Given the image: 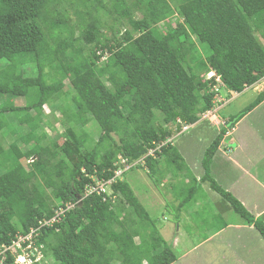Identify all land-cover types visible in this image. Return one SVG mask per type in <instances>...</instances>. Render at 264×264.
Returning <instances> with one entry per match:
<instances>
[{"label": "trees", "instance_id": "1", "mask_svg": "<svg viewBox=\"0 0 264 264\" xmlns=\"http://www.w3.org/2000/svg\"><path fill=\"white\" fill-rule=\"evenodd\" d=\"M87 48L89 68L68 79L66 65ZM29 65L35 76H27ZM210 72L219 77V89L233 93L264 78V0H0V97L28 100L23 107L0 105V131L16 134L6 115L17 120L29 114L32 121L25 125L36 137L28 150V157H36L29 170L17 146L4 149L0 143V245L27 234L54 209L74 204L59 222L41 228L38 245L50 264L176 263L123 177L143 169L159 190L162 175L174 178L185 170L175 139L162 144L175 133L187 134L212 110L219 83L206 78ZM71 96L78 102L74 109L67 102ZM263 101L264 91L219 130L204 150L199 182L264 242V225L210 177L209 169L227 128ZM57 102L60 124L66 126L61 145L47 135L50 125L40 113ZM92 120L100 135L89 148L84 127ZM183 126L188 130L180 134ZM28 136L21 138L25 146ZM118 156L129 163L147 157L110 193L86 195L90 176L112 178ZM199 182L190 179L181 192L171 184L172 201L180 204L169 207L175 219L193 202ZM20 217L24 221L15 222ZM12 263L7 255L3 264Z\"/></svg>", "mask_w": 264, "mask_h": 264}, {"label": "crops", "instance_id": "2", "mask_svg": "<svg viewBox=\"0 0 264 264\" xmlns=\"http://www.w3.org/2000/svg\"><path fill=\"white\" fill-rule=\"evenodd\" d=\"M219 86H216L217 89ZM263 91L264 78L241 93H233L224 88L219 89L214 96L212 110L191 127L193 139L196 140L188 141L194 145L193 152L191 147L185 145L186 141L181 142V147L186 154L192 152V156H182L187 161L186 174L194 173L193 178L199 182L204 175L201 167L204 150L219 130L226 128L230 119ZM195 152L196 154L201 152V157L194 156ZM209 169L210 177L223 190L231 193L254 216V219L264 225V101L227 128ZM169 176L171 183L168 186L171 190V184L176 185V180ZM200 184H202L201 181ZM204 184L208 191H211L208 185ZM199 185L196 194L204 195L206 189L200 188ZM211 193L214 192L211 191ZM179 205L177 202H172L170 207L175 209ZM231 212L224 201L203 204L193 201L184 207L178 218L175 219L173 213H170L173 221L171 226L165 224L161 228L156 226L162 238L167 236L168 239L164 241L168 242L174 254L179 253V256L176 255V262L187 259L193 252L204 248L210 255V257L201 258L207 260L205 264H227L233 257L236 263L239 260L243 262L244 252L249 254L251 251L253 253L246 264H255V258L264 253L259 248L260 238L252 226H247L239 217L231 216ZM163 221H165L164 218ZM254 245L252 249L251 246ZM223 260L227 263H222ZM261 260L259 259V262Z\"/></svg>", "mask_w": 264, "mask_h": 264}, {"label": "rangeland", "instance_id": "3", "mask_svg": "<svg viewBox=\"0 0 264 264\" xmlns=\"http://www.w3.org/2000/svg\"><path fill=\"white\" fill-rule=\"evenodd\" d=\"M135 17L138 18V15L136 14ZM108 32H109V29L107 28V26H105V28L103 29L104 39L106 38ZM202 48L204 49V47ZM89 52H90V48H87L84 54H81V55L77 54L76 55L77 57L74 58L73 60L74 62L70 63V65H66L67 67H69L71 71V75H68V79H72L78 76L79 74H81L82 72H84L86 69L89 68V60H90ZM106 59H107V56L105 55L101 57L100 62H105ZM44 71L46 74H49L48 69L45 68ZM25 72L28 74L27 76H30V77L36 75V69L34 68L33 65H29L28 69H25ZM210 73L214 74V72H210ZM57 79H58L57 76H53V80H57ZM64 92H69L68 84H66V86L64 87ZM27 102L28 100H25L23 98L9 99L7 97H0V105L3 108H7L10 106L23 107L28 104ZM67 102L68 103L70 102L72 109H74L75 106L78 105V102L76 101L74 96L73 97L71 96L70 99L67 100ZM53 104L51 103L43 107L40 110V113L44 116L43 118L50 125L46 129L47 135L49 136V138H51L52 140L56 141L59 145H61V143L64 141L66 137L65 136L66 126H62L60 124L62 117H61V114L56 109L60 103L57 102ZM53 107L55 108L54 111L51 110ZM155 116H156V120L158 121V125L162 124L161 117L159 116V114H157V112H155ZM11 117H12L11 115H6L9 126H11L12 130L15 128L16 134L12 135L7 130L3 129L2 131H0L1 132L0 133V143L4 149H7L9 145L11 144H14L15 146H17V148L20 149L23 154V158L21 162L24 164V167L27 170H29L30 169L29 163L34 161L36 157L35 156L28 157L30 155L28 150L36 142V137L33 136L32 133H28L27 126L25 124L28 122H31L32 117L29 114H26L17 120ZM84 131L89 135L87 146L90 148L93 146V144L99 137L100 129L98 125L92 120L90 121V123H88V125H86V127H84ZM192 132H193V129L191 128L190 131L184 136L178 137V138L176 136L174 138L175 140L173 139L174 140L173 146L178 150L181 156H184V155L192 156L194 145L192 143H189L188 141L194 138V136H192ZM25 135H29L28 137L30 139V144L27 146H25L21 141V138H23ZM194 140L196 139H193V142ZM185 141H186L185 145L189 146V148L190 147L192 148V152H190V154H186L181 147V142L183 143ZM194 156L201 157V152H197V154L195 152ZM183 160L185 162V170L181 171L180 174H176V176L174 177L176 178L175 180L177 184V187H176L177 192L185 191L189 187L190 179H192L194 176V173L190 175L186 174L187 161L185 158H183ZM162 176L163 178H160V182H161L160 184H163V188H160L159 190L153 187V185L151 184L150 180L147 178V175L143 169L137 168V169L131 170L130 172H127L123 177V179L130 185L133 193L137 197L140 204L143 207H145V209L149 213V216L159 228H161L163 224H165L166 226H171V224H173V221L171 220V216H170L169 207L172 202H176L175 200L172 201L173 197L170 191V187L168 186V184L171 183V177L169 175H162ZM199 186L200 188L206 189L205 194L204 195L195 194L196 196L193 199L194 202L201 203V204L213 203L215 201L223 202V200L217 194H214V193H211V191H208L209 189H207L204 183L200 184ZM164 205H167L168 207L165 208ZM193 213H195V211ZM230 214L231 216L237 218V215H235L234 213L231 212ZM190 215L195 219V221H197V219L192 214ZM163 218L165 219V221H163ZM23 221H24L23 217L15 219V222H18V223H22ZM170 230L171 231L173 230L172 227H170ZM167 233H171V232H167ZM162 239L167 240L168 238L167 236H165ZM259 244H260L259 248H261V250L264 252V242L261 239H260ZM251 247L252 249H254L255 245ZM252 253L253 251H251L249 254L247 252H244L243 262L239 260L237 263L241 264L242 262L243 264H246V261L249 259ZM176 255L179 256V253L176 252ZM203 256L210 257V255L205 252L204 248L196 252H193L192 255L188 257L187 259H183L174 264H205L207 260H202L201 258ZM259 259H262V260L259 262ZM255 260H256L255 264L257 263L264 264V253L260 255L259 257L257 256ZM222 263H227V262L226 260L225 261L223 260ZM237 263L235 262L234 257H233V259L229 261L227 264H237Z\"/></svg>", "mask_w": 264, "mask_h": 264}, {"label": "built area", "instance_id": "4", "mask_svg": "<svg viewBox=\"0 0 264 264\" xmlns=\"http://www.w3.org/2000/svg\"><path fill=\"white\" fill-rule=\"evenodd\" d=\"M215 77L212 73H209L206 78L210 79ZM215 81L219 83V77H215ZM213 91L217 92L218 89L215 86ZM188 130V126H183L181 133H184ZM179 133L173 135L172 138L167 140V143H172L173 139L178 136ZM159 146L156 150H159ZM152 157L154 155V151H150L149 153ZM147 157V156H145ZM144 157V158H145ZM144 158H141L139 161L134 163H129L124 157L118 156L113 164V176L110 180H99L94 177V175L90 176L92 180L91 185L86 187V195H90L92 193H105L108 191L110 193V187L115 184L117 181L121 180L125 172L137 166V164H144ZM88 177V175H86ZM80 203V199L76 198V204ZM76 205L70 204L65 205V208H57L53 210V215L44 219L42 222L38 224L37 227L30 228L28 233L25 235L19 234L15 235L14 239L11 241L10 245H0V264L6 260V256L10 255L13 259L12 264H50L49 260L43 255L40 249V245H38L39 238L42 236L41 228L43 226L50 227L53 224L59 222L64 215L65 212L74 208Z\"/></svg>", "mask_w": 264, "mask_h": 264}, {"label": "clouds", "instance_id": "5", "mask_svg": "<svg viewBox=\"0 0 264 264\" xmlns=\"http://www.w3.org/2000/svg\"><path fill=\"white\" fill-rule=\"evenodd\" d=\"M215 77H217V76H215ZM220 80V79H219ZM219 85H221V83L219 82ZM163 187V186H162Z\"/></svg>", "mask_w": 264, "mask_h": 264}]
</instances>
